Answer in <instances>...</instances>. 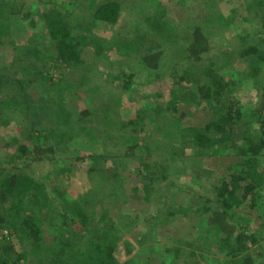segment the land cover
Listing matches in <instances>:
<instances>
[{"label": "rangeland", "instance_id": "374dc122", "mask_svg": "<svg viewBox=\"0 0 264 264\" xmlns=\"http://www.w3.org/2000/svg\"><path fill=\"white\" fill-rule=\"evenodd\" d=\"M23 1L24 8L19 5ZM99 1L0 0V21L17 22L11 36L0 40V99L4 101L0 112L8 106L14 113V120L5 118L2 123L9 124L0 125V159L13 155L18 143L31 147L38 135L44 137L43 147L53 141L59 145L52 152L28 154L15 164H0V179H9L15 203L24 214L34 211L42 248L73 242L77 252L89 251L90 236L104 232L113 259L103 264H232L242 252L225 254L215 243L198 241L211 223L190 210L197 195L209 196L226 181L230 184L227 200L240 216L236 220L242 221L238 227L246 237L257 230V243L251 244L249 237L245 241L253 252L263 254V260L264 179L249 195L243 190L249 180H230L232 166L264 127V76L259 84L245 80L243 87L238 86L240 118L231 125L228 138L205 155L181 133L187 127H203L215 106L202 98L201 83L188 75L192 59L229 53L232 42L264 48V19H260L264 7L253 17L254 0H216L218 15L229 28L223 36L205 40L193 32L208 0H125L116 25L92 20L90 8ZM53 6H61L70 16L72 41L83 62L93 68L84 87L66 75L68 67L46 32L42 13ZM24 11L31 16L24 17ZM185 30L188 35L183 40ZM240 34L244 41L238 40ZM30 36L39 43V55L22 49L23 40ZM247 60L226 64L220 68L222 75L238 76ZM101 73L112 74V79L108 75L99 80ZM126 74H132L129 87L121 88ZM103 102L113 113L107 123L98 117ZM137 117L140 122L133 125ZM60 125H72L74 133L80 132L61 142L56 133ZM171 141L173 151L165 144ZM258 153L255 168L264 174V148ZM92 163L95 170L89 171ZM94 198L96 205L86 209L91 218L78 215L82 201L89 205ZM117 220L120 225L114 227L112 239L109 234ZM0 228L8 229L16 250L21 249L17 230L7 224ZM31 260L32 256L20 263L33 264ZM94 263L98 261L81 257L73 264Z\"/></svg>", "mask_w": 264, "mask_h": 264}, {"label": "trees", "instance_id": "16d2710c", "mask_svg": "<svg viewBox=\"0 0 264 264\" xmlns=\"http://www.w3.org/2000/svg\"><path fill=\"white\" fill-rule=\"evenodd\" d=\"M124 2L125 0H101L94 5L92 4L90 8V16L93 21L116 25L121 22L122 6ZM16 3L18 4L19 2ZM19 5L24 8L25 2L23 1V3H19ZM204 5L205 13L197 20L193 34H198V38L205 40L209 38L212 39L216 36H223L225 30H227L229 26L219 17L216 0H208ZM250 5L251 4L249 3L246 4V8L248 9ZM263 7L264 3L261 0H254L253 10L255 9V12H253V17H257V15L260 14V9ZM62 9L61 6L50 7V9L43 11L42 18L45 22L48 36L54 40L52 42L55 43L56 48L58 49V56L68 67L66 75L77 80V82H79L77 83V86L84 87L88 84L89 79L91 78L89 73L93 71V68L89 67V64L83 62L84 60L81 59L80 51L77 50L76 43L72 41V38L74 37L71 36L70 16H68ZM23 13L24 17L31 16L29 14L30 12L27 13L24 11ZM3 19L0 21V40L2 36H11V33L13 32L12 25L17 23L15 19L12 18L8 20ZM260 19L263 20L264 15H262ZM29 22L32 23L31 18ZM186 32L187 31L185 30V35L180 37L181 39L184 40L185 37H187L188 34ZM238 40L244 41V36H241L240 34ZM262 42H264V39ZM38 45V41H35L33 36H30L23 40L22 49L25 51V54L37 53V55H39ZM243 58H248V60L244 69L238 73V76L234 73L229 79L222 75V69L220 68H224L226 64ZM191 63L192 65L188 75H193V77L201 83L203 88L202 98L214 101L215 106L213 108V117L210 118L203 127H187L181 135L182 137H186L195 149L202 151L199 153L205 155L208 151L207 149L228 138L231 125L240 118L241 105H238L239 103H237L236 100L237 92H239L237 91L238 86L239 88L243 87L245 80H253V82L255 81L257 84H259V80H262L264 76V48L261 45H244L241 42H232L231 51L229 53L222 55L209 54L204 59L197 56L192 59ZM108 75L109 74L104 75L103 73L99 74V80H104L105 78L108 79ZM109 76L111 77L110 79H112V74ZM113 77H118V75ZM131 78L132 74L124 75V80L120 87H129ZM88 90L94 94L97 93V90L94 88L88 87ZM3 103L4 101L0 99V105H3ZM108 105L109 103L103 102V106L100 105L99 110L97 109L99 113L98 117L100 119L102 118L105 123L111 121L110 117L113 114L111 113L112 110H110L111 107H108ZM9 110L8 106L2 107L0 112V120L2 121L0 122V125L9 124L6 122L2 123L5 118L8 119V122L14 120V118H12L14 113ZM94 112H96V110ZM9 115H11V117ZM138 122H140V117H137L132 123L133 125H137ZM25 125L26 121L22 122V126L25 127ZM61 125L56 131L57 136L60 138L59 141L63 142L66 139L70 140L78 136V132L80 131L74 133L72 125ZM35 137L37 141H35L34 145L30 147V145L28 146L23 142L21 144L18 143L13 155L4 158L3 160L0 159V164L3 162L15 164L20 162V160L28 154L36 153L37 151L52 152L54 149L53 146L59 147V145H55V141H53L48 147H43L41 143L44 142V137L39 135ZM63 138H65V140ZM175 139L176 138H172V140ZM156 142L159 143L158 140H156ZM172 143V141L170 143L165 142V144L173 151L174 145H171ZM263 143L264 127H260L259 137L254 142L250 141L248 143L246 150L242 152L245 154H243L241 160L235 162L232 166L234 173L231 175L230 183L249 180V182L243 186L245 195L252 194V191H254L260 180L264 179V174L259 173L257 168H255L256 155L260 148H264ZM88 170H95V164L92 163ZM98 179L101 178L99 177ZM8 188H11L9 179L7 177L0 179V225L7 224L11 230L15 231L14 229H16V238L22 245L21 249L19 248L16 250L15 244L12 243V239H10L11 233L7 229L9 232L8 238L0 240V264H22L20 263V260L25 261L30 256H32L31 262L33 264H73L74 261H76V258L81 257H89L93 261H98L96 264H103V260L112 261L113 256L110 254L112 253L113 248L109 242L104 240V237L108 236L104 232L90 236L91 239L87 241V244L85 243L86 246H88L89 251L80 250L77 252L74 250L76 246H74L73 242H65L63 246L50 247L48 250H44L42 248V234L34 219V211L32 210L28 214H24L22 209H20L17 203H15L16 195L9 192ZM229 189L230 184L226 181H221L219 185L212 189V193H210L209 196H196L198 200H195V205L190 210L193 213L203 216L202 218H205L211 223L209 224L208 232L206 231V234L197 236V240L201 241L202 244L215 243L218 250L223 251L225 254H232L241 251L242 254L240 257L235 258L232 264H264V259H261L263 254L260 252L258 253V251L255 253L250 248L251 244L259 241L257 235L258 232L257 230L253 231V233L249 234V238L246 237L244 233H241L242 230L239 229L240 227H238V224H242V221L236 220L240 216L233 211V208L227 200ZM96 191L97 190L93 191L94 195L97 194ZM44 194L45 200H48L49 193L45 192ZM115 194L118 195L117 193ZM254 194L255 193H253V198L251 197V202L253 200V206L256 205ZM95 200L96 198L93 200L90 199L89 201L91 203H89V205L87 201H82L83 203L81 204V207L78 208V215H86L91 218V216L87 215L88 212H86V209L90 208L89 206L96 205L97 201L95 202ZM6 202L7 205L4 206V203ZM216 205L220 206L219 210H217ZM123 219L126 221L125 217ZM116 224L120 225L119 220H117L115 225L112 226L114 231L109 234L112 239V235H115L114 227L117 226ZM261 224H264V220ZM262 228H264L263 225ZM114 237L117 238L116 236ZM247 238L251 243L250 245L245 241Z\"/></svg>", "mask_w": 264, "mask_h": 264}, {"label": "built area", "instance_id": "2783aa9c", "mask_svg": "<svg viewBox=\"0 0 264 264\" xmlns=\"http://www.w3.org/2000/svg\"><path fill=\"white\" fill-rule=\"evenodd\" d=\"M9 232L6 228H0V240L8 238Z\"/></svg>", "mask_w": 264, "mask_h": 264}]
</instances>
